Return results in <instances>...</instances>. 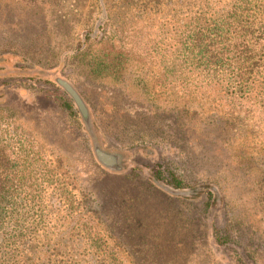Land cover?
Here are the masks:
<instances>
[{
    "label": "rangeland",
    "instance_id": "1",
    "mask_svg": "<svg viewBox=\"0 0 264 264\" xmlns=\"http://www.w3.org/2000/svg\"><path fill=\"white\" fill-rule=\"evenodd\" d=\"M187 3L0 0V152L37 174L32 211L18 217L21 260L48 250L107 264H264V78L249 98L193 92L176 40ZM62 83L90 112L100 153L121 154L111 167ZM158 173L215 186L220 208L170 196L149 182Z\"/></svg>",
    "mask_w": 264,
    "mask_h": 264
},
{
    "label": "trees",
    "instance_id": "2",
    "mask_svg": "<svg viewBox=\"0 0 264 264\" xmlns=\"http://www.w3.org/2000/svg\"><path fill=\"white\" fill-rule=\"evenodd\" d=\"M176 1L177 3L188 1L186 23L176 29L177 44L181 47V51L178 52H181L179 55L188 63L189 71L197 77L185 83L191 86L193 92L218 87L229 96L249 98L257 79L264 78V3L255 4L256 7L251 8L253 0ZM146 3L148 2H144V7L148 5ZM156 3L159 10L162 7V0H156ZM167 3L171 4L172 0H167ZM165 57L163 56L161 60L163 69L165 73H172L174 64ZM97 65L104 66V62L100 60ZM63 90L76 105L70 93L65 88ZM82 109L77 104L74 115L92 142L98 161L104 167H111L117 160H121L122 156L115 152H111L115 153L114 156L110 155V152L102 153L112 158L113 164L105 163L99 158L98 135L92 124L91 114L86 108ZM2 152H0V264H93L94 260L98 264H107L104 257L97 260L96 255L91 253H82L77 260L76 258L64 260L61 254L56 252L53 254L48 250L34 253L26 260L20 259V247L24 245L20 239L24 236L22 235L24 229L28 228L18 217L25 211L26 215L32 211V207L29 209L28 207L35 199L36 189L33 188V183L37 174L14 172L15 166ZM147 178L150 183L170 196L194 201L204 197V206L211 212L219 209L222 204L220 192L213 185L186 187L174 176L169 183H165L160 173L154 176L149 174ZM11 219L13 222L9 221ZM15 232L20 234L16 237ZM112 259L114 258L110 257V260ZM113 263L116 264L117 259H114Z\"/></svg>",
    "mask_w": 264,
    "mask_h": 264
},
{
    "label": "water",
    "instance_id": "3",
    "mask_svg": "<svg viewBox=\"0 0 264 264\" xmlns=\"http://www.w3.org/2000/svg\"><path fill=\"white\" fill-rule=\"evenodd\" d=\"M62 86L70 93V95L74 98L75 102L82 109L83 105H82L80 99L78 98V96L75 94V92L70 87H68L65 83H62ZM98 155H99V158L103 162H105V163H111L112 162V159L109 156H106V155L101 154V153H99Z\"/></svg>",
    "mask_w": 264,
    "mask_h": 264
}]
</instances>
